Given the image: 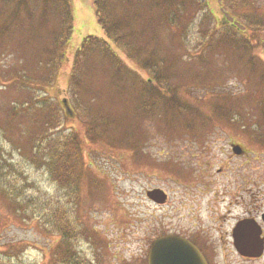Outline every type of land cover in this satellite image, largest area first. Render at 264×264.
Here are the masks:
<instances>
[{"label":"rangeland","instance_id":"rangeland-1","mask_svg":"<svg viewBox=\"0 0 264 264\" xmlns=\"http://www.w3.org/2000/svg\"><path fill=\"white\" fill-rule=\"evenodd\" d=\"M71 1L74 27L69 41L63 45V55L54 79L38 62L46 61L43 52L47 48V43L39 36L28 44L20 35L10 41L0 39V149L8 162L26 178V193L41 199L52 198L53 202L58 201L70 208V213L75 215L76 226L84 231L79 236V249L98 264H146L150 242L159 234L177 230L188 234L196 232L205 238L211 250L208 251L205 245L210 264H264V251L260 258L242 259L235 251L231 237L232 228L239 218L246 215V211L264 210V147L258 148L247 134L225 118L218 117L223 122L214 118L206 125L205 120L200 119L210 112L211 94H205L206 91L213 87V91L237 95L234 98L243 103V92L251 91L258 79L257 75L246 76L240 72L237 56L226 49H218L209 57L207 73L206 70L198 71L212 82L206 85L208 89L192 85L183 95L186 104L198 106L201 110L199 118L193 116L192 129L176 126V122L180 124V117L174 118V122L170 118V123L166 124L163 121H159V125L155 121L150 122L148 128H143L144 133L139 132L143 139L132 138L135 134L129 128L137 125L132 118L135 116L136 98L128 95L117 99L119 103L114 104L105 85L100 83L96 86L100 92L97 104L96 100L93 104L109 118L110 126H117V139L130 134L128 143L90 141L85 137L84 121L78 112L64 113L65 118L61 121L64 130L74 129L82 138V164L79 168L82 175L72 195L73 198L76 195L75 199H68L67 189L59 188L47 171L35 167L28 160L27 132L30 133L35 126L34 116L27 118L26 115L10 124L5 123L10 105L27 98L24 88L19 87L21 77L25 74L35 83L34 92L26 89L28 95L47 94L62 111L67 107L72 109L71 102L62 103V100L69 98L67 88L75 46L89 34L104 37L93 10L83 0ZM249 1L258 5L264 14V0ZM205 2L213 15L210 28L218 26L222 15L218 1ZM202 13L189 25L185 37L191 56L200 50L204 38L199 29ZM246 34L252 40L253 57L264 61V26L248 29ZM179 52L182 53L181 50ZM126 63L141 77H146V71L127 59ZM189 64L191 74L194 68L199 67L194 63L180 65L178 75H182ZM82 94L81 97L76 95V99L79 101L77 105L80 103L84 107L92 94L91 91ZM170 124L176 127L168 130ZM232 144H241L245 154L233 152ZM154 188H161L166 193L163 203L146 196V192ZM28 214L15 215L8 202L0 197V262H50L58 237L50 231L43 232L36 218L26 217Z\"/></svg>","mask_w":264,"mask_h":264},{"label":"trees","instance_id":"trees-1","mask_svg":"<svg viewBox=\"0 0 264 264\" xmlns=\"http://www.w3.org/2000/svg\"><path fill=\"white\" fill-rule=\"evenodd\" d=\"M217 1L222 15L218 26L210 28L213 15L207 10L205 0H83L93 10L104 37L89 34L80 45L75 46L67 88L69 98L62 100V103L71 102L72 109L67 107L66 111H62L60 105L47 94L28 95L27 90L34 92L35 83L25 74L21 77L19 87L24 88L27 98L19 104L10 105L5 123L10 124L26 115L27 118L34 116L35 126L30 133L27 132L28 160L35 167L47 171L59 188L67 189L68 199L76 198V195L73 198V194L82 175L79 170L82 164V138L74 129L64 130L61 124L64 113L71 115L78 112L84 121L85 137L90 141H118L120 145L122 142L128 143L130 134L117 139V126H110L109 118L93 104L94 100L97 104L96 98L100 92L96 86L100 83L105 85L114 104L119 103L117 99L128 95L136 98V111L132 118L137 125L129 128L135 134L132 138L143 139L139 132L144 133L143 128H148L150 122L155 121L159 125V121H163L166 124L170 123V118L174 122V118L177 120L180 117V124L176 122V126L192 129L193 116L199 118L201 110L198 106L186 104L183 95L192 85H202L208 89L206 85L212 82L199 72L209 71V57L218 49L235 54L240 72L246 76L257 75L258 79L254 81L251 91L243 92V103L234 98L237 95L213 91V87L206 91L205 94H211L210 112L200 119L205 120L206 125L214 118H225L247 134L258 148L264 147V61L253 57L252 40L246 34L248 29H261L264 26V14L258 5L249 0ZM72 9L71 0H0V39L9 40L20 35L28 44L39 36L47 43V48L43 52L46 61L38 62L54 79L63 55V45L69 41L74 27ZM200 12L203 13L199 29L204 38L200 50L191 56L185 37L189 25ZM126 59L146 71V77H141L136 69L126 63ZM188 63L199 67L194 68L191 74L189 64L183 73L186 78L183 74L178 75L179 66ZM202 74L207 77L205 73ZM90 91L92 95L88 105H77L79 101L76 95L81 97L82 93ZM176 126L170 124L168 130ZM27 184L26 178L8 162L0 149V197L8 202L15 215L24 216L28 212L26 217H35L43 232L50 231L58 237L48 264H98L79 249V236L84 231L76 226V218L70 213V208L58 201L53 202L49 197L41 199L40 196L27 194Z\"/></svg>","mask_w":264,"mask_h":264},{"label":"water","instance_id":"water-1","mask_svg":"<svg viewBox=\"0 0 264 264\" xmlns=\"http://www.w3.org/2000/svg\"><path fill=\"white\" fill-rule=\"evenodd\" d=\"M232 151L240 153L239 145H232ZM146 196L155 202H162L165 194L154 188ZM235 251L246 257H259L264 250L261 229L256 221L243 219L237 221L231 231ZM146 264H208L199 249L188 239L177 234L156 237L149 245Z\"/></svg>","mask_w":264,"mask_h":264},{"label":"flooded vegetation","instance_id":"flooded-vegetation-1","mask_svg":"<svg viewBox=\"0 0 264 264\" xmlns=\"http://www.w3.org/2000/svg\"><path fill=\"white\" fill-rule=\"evenodd\" d=\"M237 145H239V147L241 148L240 155L245 154L243 146H241V144H237ZM159 189L165 194V199L162 202H159V203H163L166 200L167 195L161 188H159ZM245 213H246V215L239 218L238 221L243 220V219H250V220L256 221L257 224L260 226L261 238L263 239V245H264V210L258 211V212L254 211V213H253V211H246ZM255 213H258V215H255ZM193 233L194 234H188L187 232L177 230L174 233L173 232L172 233H162V234H159V236L165 235V234H177L181 237L188 239L191 243H193L199 249V251L205 257L207 263L210 264L209 253H207L206 249H205L206 248L205 245L208 246L207 242H205V238L200 236L199 233H196V232H193ZM208 248H209L208 251H211L209 246H208ZM262 254L259 257H246V256H242V255H240V257L242 259H257V258H260L262 256Z\"/></svg>","mask_w":264,"mask_h":264}]
</instances>
